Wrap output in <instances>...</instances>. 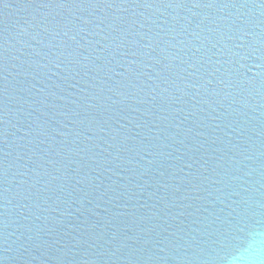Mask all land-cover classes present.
<instances>
[{"label":"water","instance_id":"obj_1","mask_svg":"<svg viewBox=\"0 0 264 264\" xmlns=\"http://www.w3.org/2000/svg\"><path fill=\"white\" fill-rule=\"evenodd\" d=\"M264 230V0H0V264H225Z\"/></svg>","mask_w":264,"mask_h":264},{"label":"clouds","instance_id":"obj_2","mask_svg":"<svg viewBox=\"0 0 264 264\" xmlns=\"http://www.w3.org/2000/svg\"><path fill=\"white\" fill-rule=\"evenodd\" d=\"M225 264H264V230L249 232L245 246L227 257Z\"/></svg>","mask_w":264,"mask_h":264}]
</instances>
